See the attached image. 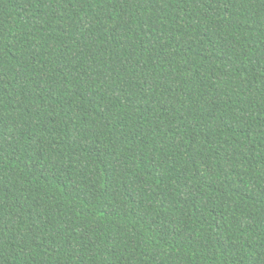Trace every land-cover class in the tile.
Masks as SVG:
<instances>
[{
	"label": "trees",
	"instance_id": "obj_1",
	"mask_svg": "<svg viewBox=\"0 0 264 264\" xmlns=\"http://www.w3.org/2000/svg\"><path fill=\"white\" fill-rule=\"evenodd\" d=\"M0 264H264V0H0Z\"/></svg>",
	"mask_w": 264,
	"mask_h": 264
}]
</instances>
